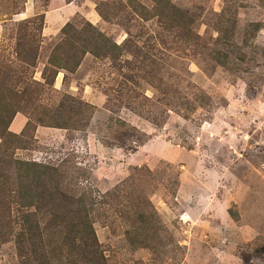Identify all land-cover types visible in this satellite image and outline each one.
<instances>
[{
	"label": "rangeland",
	"instance_id": "obj_1",
	"mask_svg": "<svg viewBox=\"0 0 264 264\" xmlns=\"http://www.w3.org/2000/svg\"><path fill=\"white\" fill-rule=\"evenodd\" d=\"M126 1L0 0V72L28 83L40 80L66 23L88 22L116 44L127 38L140 47L146 40L160 59L153 83L128 82L123 75L139 73L89 54L73 74L57 73L56 91L93 107L82 132L25 129L27 117L54 107L59 96L46 86L19 101L18 90L34 86L1 83L17 110L8 130L18 135L25 129L24 149L14 156L85 164L100 193L113 191L134 168L148 169L145 189L167 247L134 249L124 238L125 227L99 220L94 228L105 264H264V0H170L194 19L197 39L187 42L156 19L133 18ZM98 8L110 19L104 21ZM47 75L51 79L53 73ZM116 113L136 129L122 148L116 147V125L110 123ZM5 225L0 218V230ZM0 264H20L7 237H0Z\"/></svg>",
	"mask_w": 264,
	"mask_h": 264
},
{
	"label": "trees",
	"instance_id": "obj_2",
	"mask_svg": "<svg viewBox=\"0 0 264 264\" xmlns=\"http://www.w3.org/2000/svg\"><path fill=\"white\" fill-rule=\"evenodd\" d=\"M148 2L150 5L146 6L138 0H127L125 7L133 18L156 19L166 28L179 31L185 42L197 39L191 30L194 19L187 10L170 0ZM98 12L104 21L110 19L108 13L99 8ZM42 26L43 17L35 29L41 31ZM20 32L23 34L22 27ZM60 35L39 81L28 83L25 77L6 73L9 71L0 72V218H6L7 224L0 230V237L13 240L20 264H105L107 258L94 228L99 220L108 226L125 227L124 238L134 249L150 250L158 245L163 250L167 244L159 233L162 223L145 189V176L150 175L146 167L134 168L113 191L100 193L90 178V167L85 164L65 159L62 164L55 165L14 156L16 150L24 149L22 137L29 127L32 131L36 126H42L73 132H82L89 127L93 107L81 97L54 89V76L59 72L73 74L85 55L109 58L116 61L118 70L128 68L139 73L135 77L123 75L128 82L141 79L153 83L158 79L153 68L158 67L160 59L152 55V47L146 40L140 47L127 38L126 43L116 44L88 22L82 26L66 23ZM22 46L23 42L16 43V50L21 51ZM29 51L34 53L33 49L24 52ZM128 55L130 58H125ZM216 55L225 56L220 52ZM48 71L53 73L51 79ZM10 80L15 87L20 84L26 85L23 88L30 84L34 86L31 90H18L19 101L37 96L36 93L45 90L46 86L59 96L54 107H44L40 112L36 109V113H32L34 118L27 117L25 129L18 135L8 130L17 110L6 101V91L1 86V83L7 86ZM118 92L122 98L121 89ZM110 123L116 125V131H113L114 135L116 132V147H124L125 140L132 138L136 129L120 119L117 113ZM229 213L235 218L236 213L232 210Z\"/></svg>",
	"mask_w": 264,
	"mask_h": 264
}]
</instances>
